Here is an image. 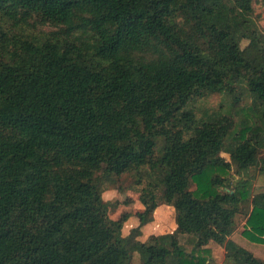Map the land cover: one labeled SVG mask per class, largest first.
<instances>
[{
  "label": "trees",
  "instance_id": "trees-1",
  "mask_svg": "<svg viewBox=\"0 0 264 264\" xmlns=\"http://www.w3.org/2000/svg\"><path fill=\"white\" fill-rule=\"evenodd\" d=\"M256 0H0V264H133L102 199L138 193V231L162 198L172 233L140 264H264V32ZM251 123L238 120L243 91ZM213 95L229 109L198 116ZM226 153L225 161L221 154Z\"/></svg>",
  "mask_w": 264,
  "mask_h": 264
},
{
  "label": "rangeland",
  "instance_id": "rangeland-1",
  "mask_svg": "<svg viewBox=\"0 0 264 264\" xmlns=\"http://www.w3.org/2000/svg\"><path fill=\"white\" fill-rule=\"evenodd\" d=\"M255 15L258 17L260 29L264 32V0H256L254 4ZM243 99L238 106V120H242L250 124V98L248 93L243 91ZM230 98L226 95H213L205 100H196L191 103L198 116L209 114L219 107L225 110L229 109ZM225 161L229 160L226 153L221 154ZM264 189V176H259L253 180V192ZM102 199L107 203L110 211L111 219H118L122 215H128V220L123 226L122 234L127 236L130 234L134 245L133 264H140L141 259L145 255L140 247L141 244L147 243L150 235H161L172 233L175 229L174 209L172 205H167L162 198L158 199V206L154 213L153 221L138 231H132L138 225L136 213L142 210V206L138 201V193L130 189V179L126 175L120 177H112L104 186L102 191ZM245 221H238V226L231 239L238 245L250 251L254 257L264 261V244L253 243L248 238L242 235L245 230ZM209 249L212 252L211 264H222L223 249L215 244H210Z\"/></svg>",
  "mask_w": 264,
  "mask_h": 264
}]
</instances>
